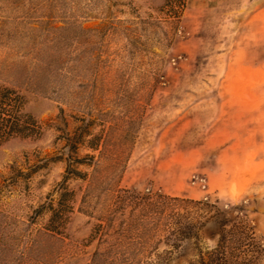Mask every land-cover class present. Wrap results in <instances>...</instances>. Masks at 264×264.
<instances>
[{"label": "rangeland", "instance_id": "obj_1", "mask_svg": "<svg viewBox=\"0 0 264 264\" xmlns=\"http://www.w3.org/2000/svg\"><path fill=\"white\" fill-rule=\"evenodd\" d=\"M5 88L38 132L0 140V264H88L101 232L142 216L123 190L212 204L138 218L136 259L194 260L223 214L227 263L264 264V0H0ZM177 212L186 239L166 222Z\"/></svg>", "mask_w": 264, "mask_h": 264}, {"label": "trees", "instance_id": "obj_2", "mask_svg": "<svg viewBox=\"0 0 264 264\" xmlns=\"http://www.w3.org/2000/svg\"><path fill=\"white\" fill-rule=\"evenodd\" d=\"M20 95L15 91L9 88L2 89L0 91V105L3 106L4 103L9 104L15 111H12L11 116L0 117V140L6 137H9L13 134H18L21 136H29L36 131L35 121L31 117L22 118L21 114L18 113V107L20 104ZM84 132H75L72 137L74 138L75 143L72 145V149H76V143L81 141V137ZM92 148H95L94 144L89 145ZM76 171V170H74ZM78 173V172H74ZM65 176L59 182V186L62 188L57 197V206L53 207L52 204L48 207L49 217L47 225L45 227L46 232H50L52 236L60 232V227L64 221V215L70 209V205L66 204L72 197V191L67 190L65 185ZM125 198L129 199L132 203L143 205L142 216H132L130 217V222L124 223L121 222L118 227L114 229L113 238L111 240H106V236L101 232L98 236L99 244L93 251L91 260L88 264H153L151 261L143 262L142 259H136L133 255V251L140 248L142 245L141 240L129 236V232L137 224L138 218H143L150 213H153L154 216L157 215V218L160 220L163 217L162 213L164 210L172 204L171 202H188L192 204H200L205 207H210L212 204L207 200H192V199H180L178 197H169L166 195L158 194L156 198L150 199L146 196L137 195L134 192L129 190H123V194L119 196L120 201H124ZM149 212V213H148ZM217 213L222 214V210L217 208ZM170 216V217H169ZM165 217L166 222H176L175 226L172 228V234L178 237L179 240L186 239L191 236V230L188 224L185 226L182 222H188L187 216L184 213H175ZM226 217L222 214L220 222V232L217 245L205 252H200L194 260L188 261L185 264H235L236 262L227 263V260L222 256L223 254V243L225 242V222ZM100 226V225H98ZM235 228V227H234ZM106 240L104 247H99L100 242Z\"/></svg>", "mask_w": 264, "mask_h": 264}]
</instances>
